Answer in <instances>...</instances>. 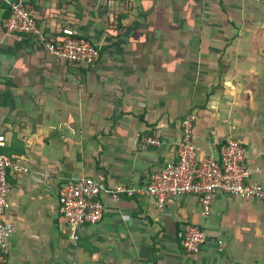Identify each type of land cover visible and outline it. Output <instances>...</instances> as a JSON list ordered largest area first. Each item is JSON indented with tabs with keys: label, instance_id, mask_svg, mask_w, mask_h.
I'll return each mask as SVG.
<instances>
[{
	"label": "crops",
	"instance_id": "obj_1",
	"mask_svg": "<svg viewBox=\"0 0 264 264\" xmlns=\"http://www.w3.org/2000/svg\"><path fill=\"white\" fill-rule=\"evenodd\" d=\"M13 1L49 40L70 27L99 58L59 59L7 33ZM191 113L198 157L237 140L264 185V0H0V152L29 169L7 175L3 264H264V201L217 191L205 215L195 194L160 207L144 193ZM80 176L103 183L104 213L72 239L58 195ZM116 186L135 192L114 199ZM188 223L205 233L194 254L180 243Z\"/></svg>",
	"mask_w": 264,
	"mask_h": 264
},
{
	"label": "built area",
	"instance_id": "obj_2",
	"mask_svg": "<svg viewBox=\"0 0 264 264\" xmlns=\"http://www.w3.org/2000/svg\"><path fill=\"white\" fill-rule=\"evenodd\" d=\"M10 15L3 21L7 33H24L36 36L47 50L57 58L71 62L93 63L99 58V49L90 40L78 35L70 27L61 29L60 42L49 40L38 26L32 8L22 1L9 5ZM195 115L188 114L181 123L182 134L176 149V159L153 173L143 187L144 193L152 196L158 206L171 197L195 194L203 213L210 211L213 196L217 191L242 198H256L264 201V185L249 180L250 170L244 160L246 147L237 140H228L217 156L198 157V146L193 141V121ZM149 145H157L154 138H145ZM3 137L0 135V145ZM28 167L0 152V264L6 261L9 239L14 231L11 222L4 219L9 208V172L25 174ZM103 183L89 176L68 180L59 189L58 203L62 219L70 231L72 239H77L79 228L88 223L99 222L104 213V203L100 193ZM120 192L132 194L133 188L116 186L110 190L114 199ZM205 233L197 224L185 225L180 243L186 253H197L204 242ZM71 264H83L71 262Z\"/></svg>",
	"mask_w": 264,
	"mask_h": 264
},
{
	"label": "trees",
	"instance_id": "obj_3",
	"mask_svg": "<svg viewBox=\"0 0 264 264\" xmlns=\"http://www.w3.org/2000/svg\"><path fill=\"white\" fill-rule=\"evenodd\" d=\"M54 39H55V40H58V42H60V40H61V38H59V39H58V38H54Z\"/></svg>",
	"mask_w": 264,
	"mask_h": 264
}]
</instances>
